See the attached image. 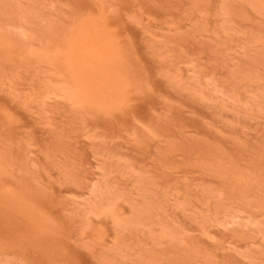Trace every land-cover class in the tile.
I'll return each instance as SVG.
<instances>
[{
	"label": "rangeland",
	"instance_id": "374dc122",
	"mask_svg": "<svg viewBox=\"0 0 264 264\" xmlns=\"http://www.w3.org/2000/svg\"><path fill=\"white\" fill-rule=\"evenodd\" d=\"M0 264H264V0H0Z\"/></svg>",
	"mask_w": 264,
	"mask_h": 264
},
{
	"label": "bare ground",
	"instance_id": "6f19581e",
	"mask_svg": "<svg viewBox=\"0 0 264 264\" xmlns=\"http://www.w3.org/2000/svg\"><path fill=\"white\" fill-rule=\"evenodd\" d=\"M83 34L85 36L80 37L81 46L75 44L73 47L74 55L72 57V60L76 63V67L78 70L77 75H79L80 71V78L84 81H88L90 80V76L97 69L98 62L101 58V51L99 49H94L90 53L82 55L84 51L88 50V48L93 47L98 42V40L90 37L89 35H86L85 32H83ZM89 85H91L93 89L96 87V85L92 82Z\"/></svg>",
	"mask_w": 264,
	"mask_h": 264
}]
</instances>
